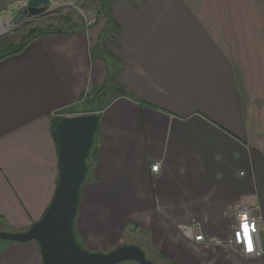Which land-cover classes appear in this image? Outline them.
<instances>
[{
    "label": "crops",
    "instance_id": "crops-1",
    "mask_svg": "<svg viewBox=\"0 0 264 264\" xmlns=\"http://www.w3.org/2000/svg\"><path fill=\"white\" fill-rule=\"evenodd\" d=\"M107 7L108 22L0 61V231L25 232L45 213L59 174L52 123L79 115L108 79L128 95L99 112L74 219L82 249L126 246V233L161 264H264L227 246L237 209L256 204L264 249V0ZM0 264L44 263L36 241L0 240Z\"/></svg>",
    "mask_w": 264,
    "mask_h": 264
},
{
    "label": "water",
    "instance_id": "water-1",
    "mask_svg": "<svg viewBox=\"0 0 264 264\" xmlns=\"http://www.w3.org/2000/svg\"><path fill=\"white\" fill-rule=\"evenodd\" d=\"M50 0H27V17L44 12ZM23 19L15 15L13 23ZM96 113L61 118L54 128L58 150V179L54 197L41 218L25 232H0V240L38 243L44 264H152L137 246H120L109 252H89L76 243L73 223L77 214L89 154L98 128Z\"/></svg>",
    "mask_w": 264,
    "mask_h": 264
},
{
    "label": "rangeland",
    "instance_id": "rangeland-1",
    "mask_svg": "<svg viewBox=\"0 0 264 264\" xmlns=\"http://www.w3.org/2000/svg\"><path fill=\"white\" fill-rule=\"evenodd\" d=\"M7 5L0 7V53L1 47L7 44H12L14 47L20 43L21 35L34 26H41L48 23L63 26L68 31L79 30V26L90 28L98 19L97 15V0H50V4L46 10L40 14L27 17L23 12L27 0H6ZM15 15H23V19L13 24L12 19ZM71 19V20H70ZM82 23V25H80ZM112 93V92H111ZM114 95V93H112ZM106 102L108 99H105ZM103 99L97 97V91L85 93L81 104L76 109L79 114L90 113L92 109H96L98 103L103 104ZM93 112V111H92ZM91 112V113H92ZM75 114V113H74ZM78 115V114H77ZM61 118V114H57ZM72 116V115H70ZM1 232V231H0ZM143 237V236H142ZM130 239L125 233L126 246L135 245L139 247L147 260L152 264H161L159 256L152 254L151 247L146 246L143 240ZM138 240V241H137ZM86 250V249H84ZM87 251V250H86ZM119 264H137L133 261H124Z\"/></svg>",
    "mask_w": 264,
    "mask_h": 264
},
{
    "label": "trees",
    "instance_id": "trees-1",
    "mask_svg": "<svg viewBox=\"0 0 264 264\" xmlns=\"http://www.w3.org/2000/svg\"><path fill=\"white\" fill-rule=\"evenodd\" d=\"M97 1H98L97 15L98 16H104L106 19V22H108L110 20L109 14L107 12L108 11L107 3L109 0H97ZM80 25H82V23H80ZM78 28H79V30H76V31H68V29H66L63 26H59V25L51 24V23L41 25V26H34L30 29H27V31L21 35L20 40H19L20 43L18 45H16L15 47L12 44H7V45H4L1 47L2 53H0V61L3 60L4 58L9 57V56L21 53L25 49L26 46H28L32 41H34L35 39H38L40 37L48 36V35H55V34H72V33H77V32H84V29H85L84 26H79ZM109 81L110 80L107 79L105 84L102 85L98 91L96 90L97 91V97L98 98L101 97L103 99V101H102L103 104H100V102H99L98 103L99 105H97V108L92 109L91 112L92 111L93 112L102 111L109 104V102L111 100H113V98H115L117 96H127L128 95L123 89L116 87L114 85H111V84L109 85V83H110ZM111 92L114 93V95ZM109 94L112 97L107 102H104L105 99H108ZM98 117H99V114H98ZM60 119L61 118L54 120L52 123V126H51L52 127V134H53L54 138H55L54 128ZM97 142H98V140H97V132H96L95 138L93 140V144H92L91 149L89 151V154L86 158V165H87L86 175L87 176L90 174L91 170L93 169L94 161L96 160ZM73 231H74V223H73ZM75 240H76V237H75ZM76 243L79 245V247L83 248L80 245V243H78L77 240H76Z\"/></svg>",
    "mask_w": 264,
    "mask_h": 264
},
{
    "label": "built area",
    "instance_id": "built-area-1",
    "mask_svg": "<svg viewBox=\"0 0 264 264\" xmlns=\"http://www.w3.org/2000/svg\"><path fill=\"white\" fill-rule=\"evenodd\" d=\"M161 169V163L156 162L151 165V171L157 173ZM236 223L232 235L227 242L230 250L236 252L243 258H260L264 256L259 237V214L256 204L242 205L237 209L235 215ZM194 240H203V235L199 228L195 230ZM249 242L251 250H249Z\"/></svg>",
    "mask_w": 264,
    "mask_h": 264
},
{
    "label": "snow or ice",
    "instance_id": "snow-or-ice-1",
    "mask_svg": "<svg viewBox=\"0 0 264 264\" xmlns=\"http://www.w3.org/2000/svg\"><path fill=\"white\" fill-rule=\"evenodd\" d=\"M249 250H251V245H250V242H249Z\"/></svg>",
    "mask_w": 264,
    "mask_h": 264
},
{
    "label": "flooded vegetation",
    "instance_id": "flooded-vegetation-1",
    "mask_svg": "<svg viewBox=\"0 0 264 264\" xmlns=\"http://www.w3.org/2000/svg\"><path fill=\"white\" fill-rule=\"evenodd\" d=\"M26 16H27V15H26ZM19 21H20V20H19ZM19 21H18V22H19ZM13 24H16V23H13Z\"/></svg>",
    "mask_w": 264,
    "mask_h": 264
},
{
    "label": "bare ground",
    "instance_id": "bare-ground-1",
    "mask_svg": "<svg viewBox=\"0 0 264 264\" xmlns=\"http://www.w3.org/2000/svg\"><path fill=\"white\" fill-rule=\"evenodd\" d=\"M64 118V117H63Z\"/></svg>",
    "mask_w": 264,
    "mask_h": 264
}]
</instances>
